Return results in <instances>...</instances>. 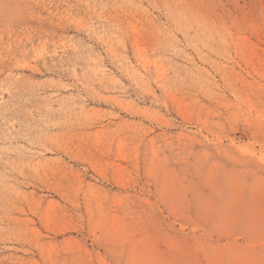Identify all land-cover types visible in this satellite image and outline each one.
Returning <instances> with one entry per match:
<instances>
[{
	"label": "rangeland",
	"instance_id": "374dc122",
	"mask_svg": "<svg viewBox=\"0 0 264 264\" xmlns=\"http://www.w3.org/2000/svg\"><path fill=\"white\" fill-rule=\"evenodd\" d=\"M0 264H264V0H0Z\"/></svg>",
	"mask_w": 264,
	"mask_h": 264
}]
</instances>
